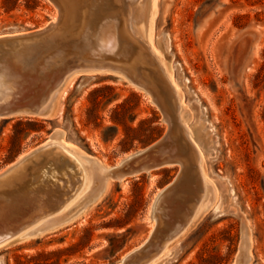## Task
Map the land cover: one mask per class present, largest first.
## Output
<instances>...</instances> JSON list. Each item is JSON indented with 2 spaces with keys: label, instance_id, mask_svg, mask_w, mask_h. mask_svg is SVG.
<instances>
[{
  "label": "rangeland",
  "instance_id": "rangeland-1",
  "mask_svg": "<svg viewBox=\"0 0 264 264\" xmlns=\"http://www.w3.org/2000/svg\"><path fill=\"white\" fill-rule=\"evenodd\" d=\"M152 7L150 43L176 86L216 200L152 264H234L245 226L249 264H264V0ZM56 16L47 0H0V35L43 28ZM52 111L0 119V173L53 132L81 160L111 167L166 130L150 98L111 74L71 77ZM178 170L109 182L68 226L1 248L0 264H117L149 236L153 201Z\"/></svg>",
  "mask_w": 264,
  "mask_h": 264
},
{
  "label": "water",
  "instance_id": "water-1",
  "mask_svg": "<svg viewBox=\"0 0 264 264\" xmlns=\"http://www.w3.org/2000/svg\"><path fill=\"white\" fill-rule=\"evenodd\" d=\"M47 1L56 10L55 21L34 31L0 35V119L51 118L71 77L111 74L150 98L166 130L111 167L79 154L81 160L53 132L50 140L0 173V249L68 226L109 182L178 166L173 181L153 201L149 236L117 263L152 264L215 201L180 96L150 44L145 10L154 0ZM247 239L245 226L234 264H249Z\"/></svg>",
  "mask_w": 264,
  "mask_h": 264
},
{
  "label": "bare ground",
  "instance_id": "bare-ground-1",
  "mask_svg": "<svg viewBox=\"0 0 264 264\" xmlns=\"http://www.w3.org/2000/svg\"><path fill=\"white\" fill-rule=\"evenodd\" d=\"M153 8V7H152ZM150 9H151V7H148L147 6V8H146V10H145V19L147 20V21H149L150 20ZM57 17V16H56ZM55 21V20H54ZM151 44V43H150ZM151 46H152V44H151ZM152 48H153V46H152ZM153 50L155 51V48H153ZM156 52V51H155ZM170 79H171V81H172V78H171V76H170ZM172 83H173V81H172ZM175 88H176V86H175ZM66 90V89H65ZM64 92V91H63ZM192 138V137H191ZM63 144V143H62ZM66 148H68L67 146H66V144H63ZM69 149V148H68ZM108 186V185H107ZM217 196V195H216ZM216 201V200H215ZM171 247V246H170Z\"/></svg>",
  "mask_w": 264,
  "mask_h": 264
}]
</instances>
